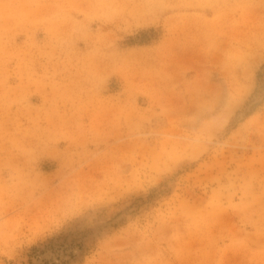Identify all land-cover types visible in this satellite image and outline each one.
<instances>
[{"label": "rangeland", "instance_id": "1", "mask_svg": "<svg viewBox=\"0 0 264 264\" xmlns=\"http://www.w3.org/2000/svg\"><path fill=\"white\" fill-rule=\"evenodd\" d=\"M0 264H264V0H0Z\"/></svg>", "mask_w": 264, "mask_h": 264}]
</instances>
